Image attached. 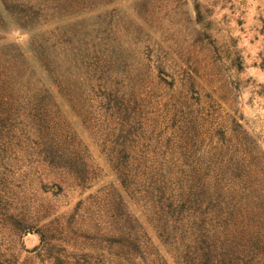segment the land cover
<instances>
[{
  "label": "trees",
  "instance_id": "trees-1",
  "mask_svg": "<svg viewBox=\"0 0 264 264\" xmlns=\"http://www.w3.org/2000/svg\"><path fill=\"white\" fill-rule=\"evenodd\" d=\"M95 2L0 0V29H6L9 18L21 28L43 29L95 8ZM61 29L55 27L51 37L35 36L34 56L61 98L98 134L122 187L124 194L108 185L102 205L106 264H264V164L247 133L231 136L211 120L202 132L199 128L207 121L195 82L185 75L181 81L188 79L189 85L182 83L177 90L175 76L160 65L155 67L156 84L145 85L139 98L134 92L127 97L109 77L111 67L91 57L89 36ZM86 101L91 111L85 109ZM205 117L211 118L210 113ZM166 131H171L169 136ZM20 162L40 171L46 192L53 195L64 187L86 189L99 174L56 94L41 85L21 50L4 45L0 223L18 239L38 232L41 244L27 251L43 257V264H102L95 245L84 253L78 247L77 237L90 238L89 232L78 236L82 229L76 213L62 223L50 201L35 208L16 197L19 185L10 174L13 163ZM130 205L141 211L153 234ZM11 264L29 263L15 257Z\"/></svg>",
  "mask_w": 264,
  "mask_h": 264
},
{
  "label": "rangeland",
  "instance_id": "rangeland-1",
  "mask_svg": "<svg viewBox=\"0 0 264 264\" xmlns=\"http://www.w3.org/2000/svg\"><path fill=\"white\" fill-rule=\"evenodd\" d=\"M95 5L38 30L21 28L9 18L6 29H0V48L15 46L27 57L41 85L56 94L65 118L88 148L90 162L99 172L90 187H64L53 195L46 192L40 171L37 173L23 162L13 163L10 175L19 185L15 195L31 201L35 208L50 201L62 223L76 213L77 226L83 230L78 231V236L89 232L90 238L77 237L78 247L84 253L89 245H95L92 247L96 254L102 256L99 263L106 264L108 253L103 239L107 224L102 205L107 186L113 184L124 193L102 151L98 134L88 129L83 116L61 98L37 62L34 37H51L57 26L68 35L89 36L94 44L91 57L98 56L107 68L111 67L109 77L130 98L132 92L139 98L145 85L157 83L158 65L175 76L177 90L182 83L188 86L189 81H194L201 97L199 109L211 115L209 119L204 115L207 122L199 129L205 133L211 120L225 127L231 136L247 133L251 148L264 164V0H96ZM185 75L190 76L189 81H181ZM83 103L91 111V103ZM170 133L166 131L165 135ZM130 211L153 234L141 211L134 205H130ZM40 244L38 232H28L18 239L0 223V264H11L15 257L21 263L43 264V257L27 251Z\"/></svg>",
  "mask_w": 264,
  "mask_h": 264
}]
</instances>
